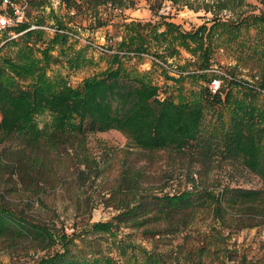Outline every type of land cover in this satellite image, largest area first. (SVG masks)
Returning a JSON list of instances; mask_svg holds the SVG:
<instances>
[{
    "label": "trees",
    "instance_id": "1",
    "mask_svg": "<svg viewBox=\"0 0 264 264\" xmlns=\"http://www.w3.org/2000/svg\"><path fill=\"white\" fill-rule=\"evenodd\" d=\"M253 1L256 4L248 0L146 2L153 15L169 3L178 9L203 11L210 16L190 33L163 17L156 23L165 25L169 39L187 50L191 42L207 43L201 59L189 62L193 70L188 74L206 79L213 70L212 63L208 64L212 38L227 31L225 33L236 40L240 38V31L264 27V0ZM60 3L68 16L85 14L92 28H101L109 12L122 13L134 6L131 0H60ZM28 4L29 9L35 11L43 7L40 0H28ZM223 13L231 15L227 21L222 18ZM44 19L42 14L36 26H46ZM145 24L150 22L135 21L131 28L134 32L136 27ZM30 26L25 22L14 27L16 33L23 32L15 40L38 44L46 31H27ZM47 27L54 30L61 45H66L67 26L61 19L56 17L54 25ZM133 32L125 36L120 48L112 54L117 67L84 81L77 88L65 87L58 91H48L42 85H25L21 64L3 57L0 49V240L11 250L21 244L27 252L33 253L46 254L54 249L52 255H43L33 264H251L245 256L233 258L236 252L229 249L228 242L232 234L264 224V72H259L251 81H237L231 75L220 76L213 71L216 75H211L209 83L220 81L216 92L208 89L215 101L221 100L225 83L251 94L249 106L244 102L236 103L235 111L226 118L224 113L206 108L203 101L175 102L162 98L159 86L152 83L148 73L135 75L123 69L120 59L147 54L141 51L146 47L143 34ZM259 33L264 44V30ZM166 36L155 33L150 40L154 43L156 38L165 39ZM172 50L170 52L174 53ZM166 56L167 52L160 50L152 60L169 74V65L164 66L168 61ZM184 69L173 72L180 79ZM260 96L263 101L258 104L256 99ZM36 110L47 112L58 120H68L74 126L73 131H56L45 126L40 133L32 134L20 129V124L28 121ZM239 110H243L242 113H238ZM109 131L122 135L129 145L143 154L151 157L166 153L169 160L181 162L164 173V185L159 191L162 195L153 192L154 185L148 184L143 169L126 162L113 178L104 176L102 163L107 169L113 158L109 152L104 154L109 161L91 157L86 141L89 135ZM69 151L77 160L76 182L61 172L66 160L61 153L69 156ZM227 166L257 177L261 187H231L211 179L215 172ZM182 177L185 178L183 189L163 194L169 182L180 184ZM97 180L106 188H102L96 198L85 192L74 198L76 216L81 218V224L71 235H67L64 228L59 231L53 224L34 220L11 201L12 197H20L26 200L27 210L36 206L44 208V200L50 193L64 188L68 192L73 183L80 188ZM97 205L113 212L108 221L90 223ZM199 213L211 216L212 223L203 232L197 230V237L191 232L186 234L182 243L171 251L155 250L166 238L192 230ZM124 230L137 232L143 239L153 241V247L146 249L135 244L130 241L129 234L122 235Z\"/></svg>",
    "mask_w": 264,
    "mask_h": 264
},
{
    "label": "rangeland",
    "instance_id": "2",
    "mask_svg": "<svg viewBox=\"0 0 264 264\" xmlns=\"http://www.w3.org/2000/svg\"><path fill=\"white\" fill-rule=\"evenodd\" d=\"M40 1L43 3L40 11L28 8L26 14V22L34 26L37 25V20L42 14L45 17L44 23L46 26L44 28L46 33L42 34L38 44L24 43L15 39H13L15 42H9L7 36L0 35V49L2 48L3 57H8L21 64L24 69L22 81L27 86L42 85L48 91H58L65 87L77 88L84 81L97 78L106 70L117 67L116 59L112 57V54L120 48L119 44L133 32L131 23L135 21L142 22V24L150 22V24L142 25L138 29L136 27L133 32L143 34L142 39L146 47H142L141 51L147 54L132 56L127 60L120 59L122 68L133 72L135 75L148 73L152 83L159 86L161 90L160 97L162 98L166 97L175 102L203 101L206 108L220 111L228 118L235 111L236 103L244 102L247 106L251 104V94L246 89L225 83L220 95L221 100L215 101L208 91L211 75L215 74L213 71L220 74V76L226 75L227 77L231 75L237 81H251L259 72H264V44L262 34L259 33L261 29L264 30V27H252L247 31H240V38L236 40L235 38L231 39L230 34L225 33L227 31H223L217 38H212L213 42L209 43L212 55L209 56L208 64L212 63L213 70L208 73L206 79H203L188 75L193 70V66H189V62L192 64L197 59H201L203 49L208 46L207 43L202 45L199 41L196 43L191 42L189 43L190 49L187 50L174 44L175 42L169 39L170 34L166 32L165 25L156 24L162 21L160 18L163 17L165 20L179 25L182 31L190 33L205 23L207 19H210V16L205 15L203 11L195 13L186 8L178 9L169 3H165L157 15H153L148 10L147 0H131L134 3L132 8L124 9L122 13L116 10L111 11V13L109 12V18L101 28H92L85 14L80 13L72 16L71 13L68 16L60 0ZM248 2L256 4L253 0H248ZM167 5L170 6L169 9ZM230 16V14L223 13L222 18L227 21ZM56 17L61 19L63 24L65 23L67 26L65 34L68 36V40L64 46L61 45L59 37L53 34L54 30L47 27L54 25ZM69 18L71 22H68ZM123 22L125 23L123 24ZM155 33H165L167 36L165 39L156 38L153 43L150 36ZM242 33H245V35ZM129 42L128 40L127 44ZM171 48L175 50L174 53L170 52ZM131 49L135 50V47ZM160 50L161 52H167L168 61L164 66L167 68L169 65L168 69L171 72L169 74H165L160 66L153 64L152 57ZM183 67H185V73L179 79L174 72ZM168 77L177 80H169ZM256 101L259 104L263 101V98L260 96ZM242 111L239 110L238 113H242ZM45 126L56 131H73L74 129V126L68 120L55 119L47 112L40 110H36L32 117L21 123L19 127L28 133L38 134ZM86 144L87 152L91 157L97 160L102 158V161L108 159L109 161V158L104 156L109 152L108 155L113 158L110 163L111 167L107 169L102 163L104 176L113 178L123 163H129L145 171L148 184L154 185L153 192L158 195H162L159 191L164 185L162 179L164 173L169 171V168L178 167L181 164L178 160H169L166 153H158L151 157L143 154L129 145V142L115 131L89 135ZM68 154L70 155L66 156L64 152L61 153L62 158L66 159L61 172L62 175H67L71 178V181L76 182L77 160L71 154V151ZM211 179L224 185L229 184L231 187L244 189H259L261 187V182L257 177L229 166L215 172ZM184 180L185 178L182 177L180 184L169 182L163 194L173 193L178 188L183 189ZM103 185V183L99 184L98 180L96 183L80 188L73 183L68 192L64 188L50 193L44 200L46 203L44 208L36 206L32 210H27L24 205L26 200L20 197H12L11 201L16 204L17 209H24L34 220L49 225L53 224L59 231L64 228V232L71 235L73 229L81 224V218L76 216L74 198L82 192L87 195L91 194L93 198H96L102 188H106ZM112 215L113 212L110 209L97 205L92 212L90 223L108 221ZM82 222H85V220ZM194 222V225L191 226L192 230L181 233L175 238H166L158 244V248H155V250L157 252L171 251L177 244L182 243V238L186 234L191 232L193 237H197V230L203 232L207 225L212 223L211 216L208 213H199ZM125 234H129L130 241L140 244L143 248L151 249L153 247V241L143 239L137 232L122 231V235ZM76 243L79 245L78 241ZM228 246L229 249L236 252L233 258L245 256L251 264H264V224L255 228L242 229L232 234ZM53 251L54 249H51L46 254L45 252H27L24 244L11 250L6 242L0 240V264H33L43 255H52ZM113 256L115 257L114 254ZM118 261L121 262L120 259Z\"/></svg>",
    "mask_w": 264,
    "mask_h": 264
},
{
    "label": "built area",
    "instance_id": "3",
    "mask_svg": "<svg viewBox=\"0 0 264 264\" xmlns=\"http://www.w3.org/2000/svg\"><path fill=\"white\" fill-rule=\"evenodd\" d=\"M29 8L28 0H0V35H5L8 40L18 38L23 34L16 33L13 28L26 22V14ZM169 9L170 6L167 5ZM29 30H45L44 27L31 25ZM220 87V81L213 80L210 84L212 92Z\"/></svg>",
    "mask_w": 264,
    "mask_h": 264
}]
</instances>
